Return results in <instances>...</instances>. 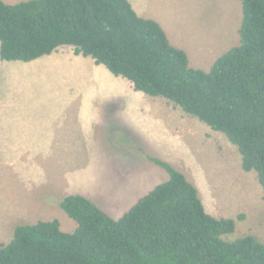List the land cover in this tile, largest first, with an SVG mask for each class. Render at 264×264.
Returning <instances> with one entry per match:
<instances>
[{
  "label": "trees",
  "instance_id": "1",
  "mask_svg": "<svg viewBox=\"0 0 264 264\" xmlns=\"http://www.w3.org/2000/svg\"><path fill=\"white\" fill-rule=\"evenodd\" d=\"M238 1L240 44L209 71L190 67L186 51L128 0H0V59L29 63L71 46L135 91L165 98L224 134L264 189V0ZM150 160L169 180L120 218L85 196H67L60 206L76 230L62 231L58 220L20 225L0 244V264H264L263 242L253 235L224 239L236 219L209 214L183 173Z\"/></svg>",
  "mask_w": 264,
  "mask_h": 264
},
{
  "label": "rangeland",
  "instance_id": "2",
  "mask_svg": "<svg viewBox=\"0 0 264 264\" xmlns=\"http://www.w3.org/2000/svg\"><path fill=\"white\" fill-rule=\"evenodd\" d=\"M146 5L152 12L164 15L170 28L169 39H188L191 49L186 52L190 63L192 59L190 67L194 69L209 71L217 59L240 44L239 28L243 21V11L242 3L238 0H149ZM207 45L213 47L209 56ZM61 48L62 54L74 52L71 46ZM54 56L55 54L43 57L29 65L0 59L7 66L29 68L24 73L12 72L13 83L10 85L4 84V78L1 79L3 81L0 80V102L19 98H39L45 101L68 99L70 96L64 89L69 84L68 72L61 71L66 67L61 60L59 62L52 59ZM201 56L207 57V60ZM89 60L95 66V61L92 58ZM98 68L114 76L105 66L99 65ZM88 70L72 63V98L91 100L119 97L117 93L102 92L106 81L94 74L95 70ZM116 80L129 84L122 77H117ZM144 96L150 97L146 94ZM189 118L190 124L194 123L198 131V126L212 130L197 118ZM72 120L79 124H96L92 136L85 139L87 143H92V150H95L93 154L0 155V210H5V214H0L1 232L6 228L10 230L15 223L20 226L53 220L60 222L62 231H75L77 222L60 206L63 199L70 195L85 196L114 219L120 218L144 196L142 191L145 188L137 192L140 193L139 197L135 196L127 204L119 203L117 206L113 202L120 200V185L129 183L131 178L142 176L138 171L142 165V153L149 151L150 156L164 159L178 171L185 173L198 189L209 214L218 213L225 217L250 215L246 220H236L235 232L224 239L234 241L253 235L264 243V193L260 202L257 197H250L249 191L256 189L248 182H258L256 173L248 174L242 169L239 151L224 134L212 130V134L216 135L208 140L203 137L208 134L205 130L200 136L198 133H191L190 129L188 132L185 129L181 132L180 127L177 133L160 132V137L153 141L143 137L129 139L125 136L126 132H132L133 123H125L123 132L117 114L98 116L87 108L76 107L72 110ZM34 121L11 123L1 120L0 131H24L31 138L39 137L47 143L46 146H51L48 143L54 132L52 123L47 124L50 128L45 130L42 122ZM141 121L146 122L145 118H141ZM225 140L231 147H227ZM7 161H11L13 166ZM161 170L162 176L158 175L155 180L147 182L148 189L168 180L169 174L164 169ZM250 204L254 206L248 208ZM10 205L22 207L26 213L12 214ZM111 209L113 213L110 212Z\"/></svg>",
  "mask_w": 264,
  "mask_h": 264
},
{
  "label": "crops",
  "instance_id": "3",
  "mask_svg": "<svg viewBox=\"0 0 264 264\" xmlns=\"http://www.w3.org/2000/svg\"><path fill=\"white\" fill-rule=\"evenodd\" d=\"M2 1L5 2L6 4L13 5L29 0H2ZM128 1L131 3L134 10L141 18L152 19L157 21L166 31V33H168L167 35H169L170 28L166 23L164 15L152 12L150 8L146 5V3L149 2V0H128ZM170 41L172 45L184 51H186L187 49H191L189 41L185 37H172V38L170 37ZM212 49L213 47L207 45L208 56L213 52ZM61 50H63V48L61 49L59 48L56 52H54L50 56H53L55 54V56L52 57V59H55L57 61L61 60L66 67L65 70L62 69L61 71L68 72L69 84L64 86V89L67 90L70 96L68 99L45 101L39 98H19L8 102H3V103L0 102V121L4 120L5 122H11V123H29L35 120L34 122H38V123L42 122L45 125V130L50 128L49 125L47 124L52 123L54 132L52 135L51 142L48 143L51 146H46L47 143L44 140H41L39 137L36 139L31 138L28 134L24 133V131L5 130V131H0V155L8 154V155L30 156V154L35 155V154H46V153H53L60 155L93 154L95 150H92V143L91 142L87 143L85 139L92 136L93 130L96 128V124H91V123L79 124L73 121L72 110L73 108L76 107L87 108L91 110L93 114H96L98 116L117 114L119 120H121V127L123 128V132L125 130V123H129V124L133 123L132 132L131 133L126 132L125 137L129 139L135 137L138 138L143 137L153 141V140H157L158 137H160V132L173 134V133H177L178 132L177 130H179L180 127H181V132L184 129L186 130V132H188L190 129L191 133L193 134L198 133L200 134V136L203 135L201 132L205 130L207 131L208 134L203 137H206L208 140H211L212 137L216 135V134H212L214 132L209 128H204V126L203 127L201 126L202 129L198 126L200 130L198 131L194 123L190 124L189 115L186 114L180 108L175 107L173 103L170 102L169 100L165 98H155V97L151 98V96L150 97L144 96L145 94L142 95L141 94L142 92L135 91L130 82L129 84H127L126 82H120V80H116L117 79L116 76H111L110 74L103 72V70L99 69L98 68L99 65L96 66L95 64L94 66L91 60H89L90 57L86 58L81 55H76L74 52L72 53L66 52L62 54ZM201 58L207 60V57L201 56ZM36 62H38V60H36ZM29 63L26 65H29ZM72 63L80 66L81 69L82 68H85V70L89 69L88 71H92V72H94L95 70L94 74H96L97 76H99L100 78L106 81L105 85L103 86L104 88H102V85L99 83V86L102 88V92L117 93L119 97L91 99V100L86 98L85 99L72 98V89H73ZM190 64H192V59ZM14 71H20L21 73H24V72H28L29 68L20 65L7 66L6 63L5 65L1 63L0 80L4 78L5 85L12 84L13 78L11 73ZM2 74L4 75L1 77ZM115 108H117V110ZM141 118H145L146 122L141 121ZM137 122L138 124H135ZM225 143L227 147H231L230 144L226 142V140ZM150 154L151 153L149 151H146V153L145 152L142 153L143 155L142 163H141L142 165L141 168H139L138 170L140 171V174L142 176L136 179L131 178L129 180L130 181L129 183L120 185L121 190L118 193V197L120 198V200H118L117 202L113 201L115 204L113 202L111 203H113L114 205L117 204V206H119V203L127 204V202L132 201L135 196L139 197L140 193L137 194V192H139L140 189H144V188L146 189L142 191V195L145 196L156 187L155 185L153 189L152 188L148 189L146 187L147 186L146 184L149 181L155 180V178L158 175L162 176L161 169L163 168L157 165L152 160H150V157L155 158L150 156ZM20 160L21 162H23L22 158ZM162 161L166 162L164 159H162ZM7 162L10 165H12L11 161H7ZM251 173L252 172L248 174ZM183 174L185 175V173ZM246 182H248L247 179ZM257 183L258 182L256 181L248 182V184H251L256 189L255 191L251 187L252 189L249 192L251 193L250 197L253 198L257 197V199H259L260 202L261 199L260 197L264 193V189L260 188ZM252 206L254 205L250 204L248 208ZM9 209L12 214L26 213V211H24L22 207H18V206L12 207V205H10ZM210 209L212 210L213 213H216L215 211H213V208ZM110 212L113 213V210L111 209ZM0 214H5V210L4 211L0 210ZM243 215H246L244 218L245 220L250 216L249 214H243ZM212 216L218 219L233 218L236 220L238 217L237 215H235L234 217H225L224 215L220 216V214L218 213L212 214ZM1 227L2 226L0 225V230ZM16 227H18V225L15 223L10 230L6 228L2 230V232L0 231L2 235L0 237V244H8L13 239V235Z\"/></svg>",
  "mask_w": 264,
  "mask_h": 264
}]
</instances>
